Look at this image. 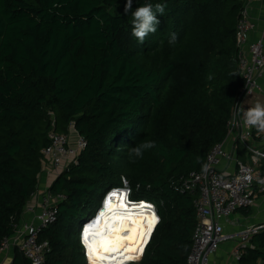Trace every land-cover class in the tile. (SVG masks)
Returning <instances> with one entry per match:
<instances>
[{
    "label": "trees",
    "instance_id": "trees-1",
    "mask_svg": "<svg viewBox=\"0 0 264 264\" xmlns=\"http://www.w3.org/2000/svg\"><path fill=\"white\" fill-rule=\"evenodd\" d=\"M125 2L0 0V248L37 191L49 133L73 125L86 147L49 188L64 200L38 237L49 246L45 263L86 264L78 225L122 179L131 201L153 203L159 218L138 264L185 263L197 194L170 183L201 171L227 135L244 85L235 30L245 2L133 0V11L166 4L143 44L131 34ZM147 141L156 147L129 155ZM251 246L239 263L264 264V232ZM12 264L30 262L17 253Z\"/></svg>",
    "mask_w": 264,
    "mask_h": 264
},
{
    "label": "built area",
    "instance_id": "built-area-1",
    "mask_svg": "<svg viewBox=\"0 0 264 264\" xmlns=\"http://www.w3.org/2000/svg\"><path fill=\"white\" fill-rule=\"evenodd\" d=\"M244 2L235 30L238 69L244 85L237 94L236 103L227 123V135L207 154L205 163L209 168L206 172L202 170L190 172L170 183L176 193L197 194L194 203L197 224L191 238V250L184 264H210V259L219 246L235 238L224 234L223 223L235 212L250 209L258 198L264 197V155H257V152L264 153V134L257 135L255 128H245L242 124V115L238 112V104H243L257 92L263 93L260 81L264 78V11L260 19L262 24L260 36L255 41H251L250 35L255 29V23L250 17L248 3ZM247 89H251L250 94ZM71 134L74 135V139L70 137ZM229 143L230 147L226 148ZM85 147V139L71 125L66 134H58L54 131L49 133V145L42 150V155L57 176L70 165L76 164L78 155ZM239 153H242L244 160L239 157ZM231 165L233 166L231 171L224 169ZM122 185V188L110 189L109 194L117 191L125 193L128 204L145 202L131 201L125 179H122ZM57 200L63 201L64 197L58 196L57 199H53L47 191L42 196L39 213L24 226V239L19 252L30 264H46L49 246L45 242H39L38 237L42 230L56 223ZM146 205L150 206L148 209L157 216L156 206L151 202H146ZM92 220L93 217L88 222ZM86 224L87 222L81 225L79 241L85 262L89 264L82 239ZM15 230L17 231V226ZM263 232L264 223L240 231L237 235L239 244L233 251V259L239 262L243 252L249 247L252 237ZM8 244L7 239L2 243L0 252L5 251ZM141 259L142 257L138 261L125 264H138Z\"/></svg>",
    "mask_w": 264,
    "mask_h": 264
},
{
    "label": "bare ground",
    "instance_id": "bare-ground-1",
    "mask_svg": "<svg viewBox=\"0 0 264 264\" xmlns=\"http://www.w3.org/2000/svg\"><path fill=\"white\" fill-rule=\"evenodd\" d=\"M103 199L99 213L87 222V238L82 239L89 264H125L138 261L140 251L152 234L149 228L153 213L146 202L128 204L125 193L117 191ZM144 205V207H141ZM84 228V229H85ZM132 257V259H129Z\"/></svg>",
    "mask_w": 264,
    "mask_h": 264
},
{
    "label": "crops",
    "instance_id": "crops-1",
    "mask_svg": "<svg viewBox=\"0 0 264 264\" xmlns=\"http://www.w3.org/2000/svg\"><path fill=\"white\" fill-rule=\"evenodd\" d=\"M241 1H246V3H248L249 5L250 17L252 21L255 23V29L253 33L250 35V40L255 41L260 36V32L262 30V24L260 19L264 11V0H241ZM260 83L263 89L262 92L264 93V78L260 81ZM263 93L257 92L255 93L254 96L246 99L243 103L244 107L247 108L249 106L246 103V101H250V100L263 101L264 99ZM70 137L74 139V135L71 134ZM229 147H230V143L226 145V148ZM239 157L244 160V156L242 155V153H239ZM224 169H226L227 171H231L233 169V166L232 165L229 167L227 166L224 167ZM55 178H56V174L53 172L51 166L48 163L41 174L37 191L28 201L26 207L23 210L21 220L17 225V231L13 236H11L8 239V243H9L8 248L5 251L0 252V264H12L15 255L17 253H20L19 247L24 239V226L25 224L31 222L34 219V217L39 213L41 208L40 204H41L42 196L47 191H49V188L52 182L55 180ZM107 193L108 192H106V194ZM97 210H95L94 214L96 213ZM36 223L37 221H35V224ZM262 223H264V197L258 198L255 201L254 206L251 207L250 209L235 212L234 215L229 217L223 223L224 234L227 236H235V238L225 241L219 246L218 250L212 255L210 259V264H241L235 261L232 256L234 249L237 248L239 244L237 235L240 233V231H242L247 227L258 226ZM79 234H80V229H79ZM248 248L249 249L252 248L251 241ZM81 252L83 255V251ZM244 253L245 251L243 252V254Z\"/></svg>",
    "mask_w": 264,
    "mask_h": 264
},
{
    "label": "clouds",
    "instance_id": "clouds-1",
    "mask_svg": "<svg viewBox=\"0 0 264 264\" xmlns=\"http://www.w3.org/2000/svg\"><path fill=\"white\" fill-rule=\"evenodd\" d=\"M165 9V3H156L155 5H153L152 3H145L137 7L133 11V0H126L124 4V14L127 15L129 12H132L133 21L131 34L137 39L139 43L143 44L149 34L156 33L157 28L161 23L160 19L158 18V15L163 16L165 13ZM176 40V34L172 33L169 43L174 44ZM247 90L250 94L251 89ZM246 103L249 105L247 108H245L243 104H238V112L242 115L243 126L249 129L255 128L257 135L264 134V101L250 100L246 101ZM154 147H156L155 141H147L140 145L130 148L129 155L134 156L136 158H142L145 150ZM253 151H255V149H253ZM257 155H264V153L257 152ZM196 161L199 162L200 158L197 157ZM208 168V164L205 163L202 165L203 172H206ZM107 194H109V191ZM107 194L103 198L104 200L107 197ZM102 203L103 202H101L100 207L102 206Z\"/></svg>",
    "mask_w": 264,
    "mask_h": 264
},
{
    "label": "snow or ice",
    "instance_id": "snow-or-ice-1",
    "mask_svg": "<svg viewBox=\"0 0 264 264\" xmlns=\"http://www.w3.org/2000/svg\"><path fill=\"white\" fill-rule=\"evenodd\" d=\"M113 195H115V193H113ZM141 207H144V205H141ZM156 223H158V217L155 215V213H153L152 220H151V225H150V228H149V235L151 234V230L155 226ZM88 234H89V229L86 228L85 231H84V238L85 239L87 238ZM140 251L142 253L143 252V248H141ZM129 259H132V257H129Z\"/></svg>",
    "mask_w": 264,
    "mask_h": 264
},
{
    "label": "rangeland",
    "instance_id": "rangeland-1",
    "mask_svg": "<svg viewBox=\"0 0 264 264\" xmlns=\"http://www.w3.org/2000/svg\"><path fill=\"white\" fill-rule=\"evenodd\" d=\"M60 172H62V171L60 170ZM101 200H102V199H101ZM100 209H101V208H100ZM100 209H99V211H100ZM93 215H94V212H92L89 216L85 217L84 222L87 221L88 219H90ZM80 227H81V225L79 224V225H78V230L80 229Z\"/></svg>",
    "mask_w": 264,
    "mask_h": 264
},
{
    "label": "water",
    "instance_id": "water-1",
    "mask_svg": "<svg viewBox=\"0 0 264 264\" xmlns=\"http://www.w3.org/2000/svg\"><path fill=\"white\" fill-rule=\"evenodd\" d=\"M106 194V193H105ZM105 194L103 195V197L105 196ZM90 220V219H89ZM86 222H88V220L87 221H85V222H83V223H86Z\"/></svg>",
    "mask_w": 264,
    "mask_h": 264
}]
</instances>
